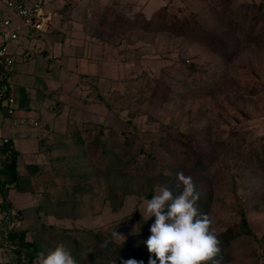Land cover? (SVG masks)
Returning <instances> with one entry per match:
<instances>
[{"label": "rangeland", "instance_id": "374dc122", "mask_svg": "<svg viewBox=\"0 0 264 264\" xmlns=\"http://www.w3.org/2000/svg\"><path fill=\"white\" fill-rule=\"evenodd\" d=\"M240 2L264 8V0L108 6L88 20L92 36L75 58L38 56V102L44 107L38 117L36 181L38 207L49 216L35 234L39 260L61 242L77 264L135 259L133 251L147 247L136 237L146 221L147 201L172 182L167 165L188 172L183 155L191 144L214 160L207 181L213 184L212 228L217 234L239 232L240 206L249 220L251 233H238L221 247L219 264H264V163L262 168L258 162L264 150V41L222 30L224 40L237 45L228 58L206 43L208 28H215L197 27L200 16H222L228 4L235 8ZM164 6L168 11L151 19ZM253 23H243L242 33ZM85 50L87 58L81 55ZM47 64V71L50 65L57 70L47 74ZM132 127L138 136L131 152L142 169L138 175L113 167L107 173L100 150L120 154ZM105 239L112 242L108 254L114 259L97 260ZM146 258L156 257L143 252L135 260Z\"/></svg>", "mask_w": 264, "mask_h": 264}, {"label": "crops", "instance_id": "0c3cea01", "mask_svg": "<svg viewBox=\"0 0 264 264\" xmlns=\"http://www.w3.org/2000/svg\"><path fill=\"white\" fill-rule=\"evenodd\" d=\"M32 4L38 0H17ZM53 13V22L47 32L34 30L23 25L0 0V17L12 19V26L18 28L19 38L9 44L14 64L7 77L0 71V97L8 86H14L15 112L8 113L7 98L0 103V264H39V257L33 263L27 256L25 242L36 240L38 227L42 226V211L38 207V153L39 113L44 107L38 102V56L47 59L75 58L77 50H84L82 44L91 37L89 33L92 15L99 14L108 6L120 8V3L141 2L146 7L150 0H42ZM148 1V2H147ZM144 7V9H145ZM94 16V17H95ZM1 20V19H0ZM93 20V19H92ZM94 25V24H93ZM3 28L0 21V30ZM1 42V38H0ZM88 51L82 57H88ZM78 55V56H81ZM50 63V62H49ZM52 74L57 69L50 65ZM45 83L44 81L42 82ZM40 129V133L38 132ZM7 139V141H6ZM18 152L17 179L13 175L7 158L8 145ZM49 219V216H47Z\"/></svg>", "mask_w": 264, "mask_h": 264}, {"label": "trees", "instance_id": "16d2710c", "mask_svg": "<svg viewBox=\"0 0 264 264\" xmlns=\"http://www.w3.org/2000/svg\"><path fill=\"white\" fill-rule=\"evenodd\" d=\"M225 3L226 0H222V3ZM230 1V0H229ZM228 3V1H227ZM246 3H239L235 8L229 7V4L227 5L226 10L222 13V16L216 15V14H210L209 16L201 17L200 16V22L198 24L199 27H204L202 25L205 24H210L212 25L215 30H211V28H208L206 34H205V39L206 43L214 47V49L217 50V52H220V54L227 56L228 58L233 56L236 53L237 45H233L232 40L225 41V37H227V34L223 31L230 29L234 30L237 34H242L246 35L248 40L260 43L264 41V8L262 7V4L257 5L255 7H246ZM141 6V5H140ZM163 12L168 11L166 6L161 8L160 10L156 11L154 15H152L151 19H154V16L158 14V12ZM255 11V12H253ZM166 13V12H165ZM192 13V12H191ZM159 15V14H158ZM247 15V16H246ZM169 15H165V17H168ZM157 17V16H156ZM160 17V15H159ZM191 18L196 16L191 15ZM243 17V18H242ZM229 19V21L227 20ZM199 19V18H198ZM247 19V20H246ZM155 20V19H154ZM165 20V19H164ZM167 22L171 21L169 18H166ZM194 21V20H193ZM205 21V22H204ZM249 22H254V27L252 30H250L248 33L244 34L242 33L245 29L242 27L243 23L248 24ZM152 25L154 23H151ZM211 30V31H210ZM219 32H222V37L220 38V35H218ZM223 38V39H222ZM220 47V48H219ZM5 77H7V74H4ZM7 96L2 95L0 97V103L6 99ZM135 129H131L130 131V136L126 138L127 141L125 142L127 145L123 148H120L119 153L120 154H110L109 150H100L101 153L103 154L101 159H103L106 163L107 166H104V171L109 173L111 167L116 168V169H122L127 171L128 173L131 174H137L136 172H140L141 166L140 165H135V159L137 158L136 154L131 151H133L134 146H137L133 138H136L138 135L135 134L134 132ZM114 135V134H113ZM139 139V138H138ZM116 143V142H115ZM107 148V147H106ZM6 150L9 153V158H7V166L11 169L13 179H17V159H18V152L14 149L13 146L10 144L6 147ZM185 153L183 155V160L184 164L188 167V172L185 174V176H188V174H193L195 177L196 176H201V179L198 181L194 180L193 183L195 185L196 192L199 194V199L197 201V207L199 210V213L201 215H206L210 219V214H211V207L213 203V192H212V185L211 183H208V178H212V166L214 164V160L211 156L210 153H204L201 152L200 150L196 149L195 147L191 146V144H186L185 146ZM139 151L145 155L143 152L139 149ZM263 155L262 157L258 160V162H261V166L263 168V161H264V150H263ZM106 159V160H105ZM102 160V161H103ZM108 161V162H107ZM110 164V165H109ZM89 163H86L83 168L86 166H89ZM102 165V163H100ZM82 168V167H81ZM135 170V171H134ZM143 172V171H142ZM182 172L181 169L179 170L176 167H171L167 165V168L165 170V173L168 175H172L171 179L172 182L168 184V188L171 189L174 193V195H179L183 191V184L180 182L177 178V174ZM185 172V170L183 171ZM182 172V173H183ZM97 173H99L97 171ZM175 175V178H174ZM191 176V175H190ZM194 179V178H193ZM175 180H177L175 182ZM179 185V187H178ZM41 211V210H40ZM240 216H241V222L238 226L240 229L239 232H237L236 229H232L231 231H224L220 234H218V239L220 240V248L226 246L227 244L229 245L230 241L235 238L237 235H239L241 232H249L251 233V229L249 227V220L246 214V211L243 206H240L239 208ZM42 218L47 217V215L41 214ZM155 221V216H152L149 220L144 221V225L142 226V231L136 235L138 239L144 240L143 243H146L148 237L151 235L150 228L151 225ZM46 223L45 221L42 223V226ZM239 233V234H238ZM137 239V240H138ZM91 244V243H90ZM112 244V242H107L105 241L103 243H99V246H104L103 249L99 248L97 252V260H108V259H114L112 257V254H108V249L109 245ZM24 245L27 247L26 252L27 256L30 258V262L33 263L34 259L39 257L40 254V248L38 246L37 240H32L30 242H25ZM83 245H80V247ZM88 247L90 245H87ZM91 247V246H90ZM80 249V248H79ZM101 249V250H100ZM117 251V250H116ZM143 252H149L148 247L141 248L139 251H133L134 254H136L135 259L139 258ZM79 253V251H78ZM113 254H115L113 252ZM85 258V256L83 257ZM93 258V257H91ZM148 258H146V261H144V264H148ZM83 261V260H81ZM80 259L79 262L81 263Z\"/></svg>", "mask_w": 264, "mask_h": 264}, {"label": "clouds", "instance_id": "9594fccd", "mask_svg": "<svg viewBox=\"0 0 264 264\" xmlns=\"http://www.w3.org/2000/svg\"><path fill=\"white\" fill-rule=\"evenodd\" d=\"M177 178L183 184V191L174 195L166 186L147 201L144 219L155 216L151 235L146 244L148 251L155 254L148 264H219L221 252L218 234L212 228V221L201 215L197 207L199 194L191 177L182 172ZM179 187V185H178ZM121 234L114 233V236ZM39 264H77L71 249L63 242L46 256L41 254ZM122 264H144L135 259L123 260Z\"/></svg>", "mask_w": 264, "mask_h": 264}, {"label": "built area", "instance_id": "2783aa9c", "mask_svg": "<svg viewBox=\"0 0 264 264\" xmlns=\"http://www.w3.org/2000/svg\"><path fill=\"white\" fill-rule=\"evenodd\" d=\"M5 6L16 16H18L23 25L34 30L47 32L53 22V13L45 1L38 0L32 4H27L17 0H1ZM3 28L0 30V71L7 74L11 71L14 59L9 52V44L19 38L18 28L12 26V19L9 17H0ZM13 84L10 83L7 92L8 113L15 112V96L11 95ZM7 141V139H6Z\"/></svg>", "mask_w": 264, "mask_h": 264}]
</instances>
